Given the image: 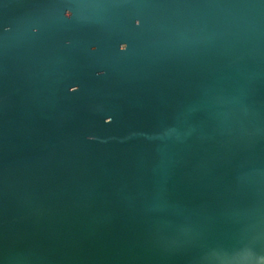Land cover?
Wrapping results in <instances>:
<instances>
[{"label":"water","instance_id":"obj_1","mask_svg":"<svg viewBox=\"0 0 264 264\" xmlns=\"http://www.w3.org/2000/svg\"><path fill=\"white\" fill-rule=\"evenodd\" d=\"M0 264H264V0H0Z\"/></svg>","mask_w":264,"mask_h":264}]
</instances>
